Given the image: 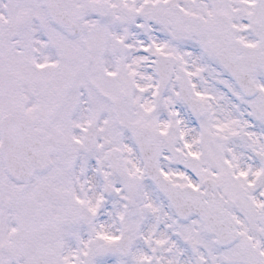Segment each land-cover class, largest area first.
<instances>
[{
  "label": "snow or ice",
  "instance_id": "6c2138e0",
  "mask_svg": "<svg viewBox=\"0 0 264 264\" xmlns=\"http://www.w3.org/2000/svg\"><path fill=\"white\" fill-rule=\"evenodd\" d=\"M0 264H264V0H0Z\"/></svg>",
  "mask_w": 264,
  "mask_h": 264
}]
</instances>
